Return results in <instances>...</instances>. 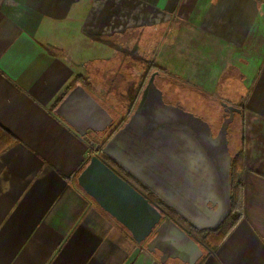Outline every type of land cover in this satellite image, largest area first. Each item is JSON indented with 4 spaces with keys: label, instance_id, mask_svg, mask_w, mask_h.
Wrapping results in <instances>:
<instances>
[{
    "label": "crops",
    "instance_id": "0c3cea01",
    "mask_svg": "<svg viewBox=\"0 0 264 264\" xmlns=\"http://www.w3.org/2000/svg\"><path fill=\"white\" fill-rule=\"evenodd\" d=\"M143 60L209 98L248 78L227 128L237 220L214 249L175 221L195 260L135 241L77 181L134 111ZM0 264H264V0H0Z\"/></svg>",
    "mask_w": 264,
    "mask_h": 264
},
{
    "label": "water",
    "instance_id": "95a60500",
    "mask_svg": "<svg viewBox=\"0 0 264 264\" xmlns=\"http://www.w3.org/2000/svg\"><path fill=\"white\" fill-rule=\"evenodd\" d=\"M150 74L137 105L125 124L102 147L106 157L137 180L197 231L217 229L230 214V167L227 128L239 108L228 106L214 136L200 116L163 100ZM72 97L70 93L64 100ZM63 107L60 105L58 111ZM95 202L141 243L154 234L149 246L170 253L183 246L196 259L195 242L131 183L98 155L77 177ZM168 247V248H167ZM192 262V261H191Z\"/></svg>",
    "mask_w": 264,
    "mask_h": 264
},
{
    "label": "rangeland",
    "instance_id": "374dc122",
    "mask_svg": "<svg viewBox=\"0 0 264 264\" xmlns=\"http://www.w3.org/2000/svg\"><path fill=\"white\" fill-rule=\"evenodd\" d=\"M132 39V38H131ZM130 39L127 37V39H122L121 41L124 43H128ZM131 47V46H130ZM129 47V48H130ZM78 56H82L81 53H77ZM102 54H100L99 50H93V52H90L86 54V57L90 60L96 61L99 57H101ZM107 56V55H106ZM133 58V55H130ZM127 63H134V62H127ZM143 66H142V80L143 85L147 81L150 73L153 70H158L159 75L156 78L155 82L157 83L158 87L163 88L166 92L167 98H175V99H181L185 100L184 106L194 112L195 114L201 116L204 118L207 122H209L212 126L219 128L222 124L223 118L227 115L225 112V109L228 106H234L233 101L234 97H239V99L243 98L244 94H246V90L249 86L248 78H243V82L237 81H231L235 85H233L231 88L233 89L236 86H239L235 93H220L213 95L214 98L204 97L203 95L199 94L198 92L189 89L186 86L178 85V83L175 82L174 78L166 72V70L155 67L152 63L151 66H149L150 63H144L143 60ZM101 65L102 63H95ZM163 67L170 69L171 63H161ZM236 121L240 123V117L238 115H234ZM238 116V117H237ZM230 127L233 128V125ZM231 128V129H232ZM94 149V145L92 146ZM210 241V240H208ZM212 244V243H211Z\"/></svg>",
    "mask_w": 264,
    "mask_h": 264
},
{
    "label": "trees",
    "instance_id": "16d2710c",
    "mask_svg": "<svg viewBox=\"0 0 264 264\" xmlns=\"http://www.w3.org/2000/svg\"><path fill=\"white\" fill-rule=\"evenodd\" d=\"M150 65V64H149ZM143 87V85H142ZM117 128V126H116ZM115 128V129H116ZM109 137V136H108ZM102 160H104L109 166H111L117 173L122 172V169L119 168L113 161H111L104 154H100ZM238 167L239 162L236 159L231 164L230 170V182H231V197H230V214L226 220L215 230H203L197 231L192 228L185 220L179 217L174 211H172L167 205L160 201L156 196L149 193L138 181L132 179L136 184H138L142 189L147 193L144 194L149 200L155 205L165 216L171 217L174 221L178 222L182 228L193 237L199 244L205 246L206 248L214 249L223 236L227 233V230L235 223L239 214V188L240 181L238 179ZM210 240V241H208ZM212 243V244H211Z\"/></svg>",
    "mask_w": 264,
    "mask_h": 264
},
{
    "label": "flooded vegetation",
    "instance_id": "af4514ba",
    "mask_svg": "<svg viewBox=\"0 0 264 264\" xmlns=\"http://www.w3.org/2000/svg\"><path fill=\"white\" fill-rule=\"evenodd\" d=\"M152 72H154V71H152ZM152 72H151V73H152ZM151 73H150V74H151ZM149 76H150V75H149ZM148 78H149V77H148ZM147 80H148V79H147ZM225 112H226V114H227L226 116H228L229 113H228V110H227V109H225ZM226 116H225V117H226ZM225 117H224V118H225ZM224 118H223V119H224ZM116 172H117V171H116ZM118 174H119L121 177H123L126 181H128L129 183H131V184H132L137 190H139L141 193H143V194H147V193L142 189V187H140L138 184H136L134 181H132V179H134V178L131 177L130 175H128L125 171L122 170V172H119ZM129 176H130L132 179H131ZM142 186H143V185H142ZM143 187H144V186H143ZM144 188H145V187H144ZM145 189H146V188H145ZM147 191H148V190H147ZM148 192H149V191H148ZM149 193H150V192H149ZM151 194H152V193H151Z\"/></svg>",
    "mask_w": 264,
    "mask_h": 264
}]
</instances>
